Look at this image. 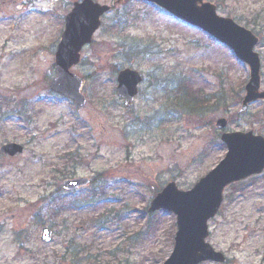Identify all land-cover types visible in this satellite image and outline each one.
Instances as JSON below:
<instances>
[{
    "label": "rangeland",
    "instance_id": "374dc122",
    "mask_svg": "<svg viewBox=\"0 0 264 264\" xmlns=\"http://www.w3.org/2000/svg\"><path fill=\"white\" fill-rule=\"evenodd\" d=\"M76 1L0 0V146L24 149L0 155V264H162L175 217L149 214L151 197L169 181L188 190L223 158L217 118L228 132L264 136V102L240 113L248 66L202 30L146 0H94L113 8L72 68L86 97L78 107L48 88ZM205 1L258 38L264 91V0ZM124 68L142 75L128 108L115 94ZM185 81L209 103L191 110L184 95L178 101ZM73 177L90 183L64 191ZM260 207L264 170L227 186L206 238L224 261L199 264H264ZM43 226L52 231L48 244Z\"/></svg>",
    "mask_w": 264,
    "mask_h": 264
},
{
    "label": "water",
    "instance_id": "95a60500",
    "mask_svg": "<svg viewBox=\"0 0 264 264\" xmlns=\"http://www.w3.org/2000/svg\"><path fill=\"white\" fill-rule=\"evenodd\" d=\"M176 19L198 28L230 48L234 55L249 67V80L246 83L245 96L240 112L255 100H264V91H259L258 55L253 51L258 39L232 19L217 15L215 5L203 0H146ZM109 10L92 0L75 3L65 16L64 30L54 54L55 76L49 82L51 91L83 106L85 97L81 93V79L70 68L79 62V53L91 40L98 29L100 16ZM137 72L124 69L117 75L116 93L129 105L137 93L140 82ZM226 120H216V127L224 129ZM221 141L227 152L224 158L205 176L200 178L191 189L179 190L174 182L168 183L149 203L148 212L166 210L176 216V232L172 251L162 264H199L204 261L223 262L224 256L215 252L205 241L207 221L218 211L224 188L236 181L259 174L264 169V137L252 132L222 133ZM22 153V147L16 143H7L0 147V154L14 156ZM87 178L65 180L62 188L75 190L87 185ZM264 211V207L260 208ZM51 231L42 228L41 242L50 241Z\"/></svg>",
    "mask_w": 264,
    "mask_h": 264
},
{
    "label": "trees",
    "instance_id": "16d2710c",
    "mask_svg": "<svg viewBox=\"0 0 264 264\" xmlns=\"http://www.w3.org/2000/svg\"><path fill=\"white\" fill-rule=\"evenodd\" d=\"M192 86L193 85H191L190 82L185 81V82H183V84L179 85V87H178L179 89L177 90V92L181 93L182 96L184 95L183 97H187L188 99H191V100L193 99L197 109L199 110L200 107H204L207 103H209V99H207L205 96L200 94L202 89H197V90L194 91L192 89ZM200 95L202 97H200ZM213 99L217 100V96H213ZM2 100H6L7 101V98L3 97ZM148 229H150V225L149 224H148V227H147V231H148ZM68 253H69V251H68ZM69 255H71V254L69 253Z\"/></svg>",
    "mask_w": 264,
    "mask_h": 264
}]
</instances>
